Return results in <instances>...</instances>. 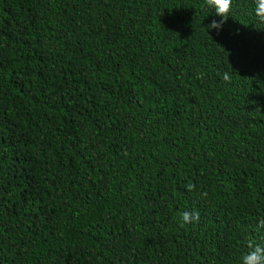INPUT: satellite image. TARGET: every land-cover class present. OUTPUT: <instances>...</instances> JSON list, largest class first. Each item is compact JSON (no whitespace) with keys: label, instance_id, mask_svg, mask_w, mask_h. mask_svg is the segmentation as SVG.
I'll return each instance as SVG.
<instances>
[{"label":"trees","instance_id":"1","mask_svg":"<svg viewBox=\"0 0 264 264\" xmlns=\"http://www.w3.org/2000/svg\"><path fill=\"white\" fill-rule=\"evenodd\" d=\"M252 7L207 33L204 0H0V264H240L264 246Z\"/></svg>","mask_w":264,"mask_h":264},{"label":"clouds","instance_id":"2","mask_svg":"<svg viewBox=\"0 0 264 264\" xmlns=\"http://www.w3.org/2000/svg\"><path fill=\"white\" fill-rule=\"evenodd\" d=\"M232 0H204V7L208 10L207 15L211 14L219 19H212L207 24V33L211 30L217 32L223 26L224 21L230 16ZM252 15L257 24H264V0H253ZM228 73L223 74V79L227 80ZM191 188V185H188ZM199 219V213L195 210H184L180 213L179 220L182 224H191ZM258 226H264V219L258 221ZM240 264H264V246L255 244L242 254Z\"/></svg>","mask_w":264,"mask_h":264}]
</instances>
